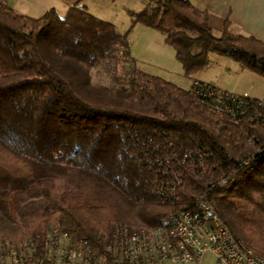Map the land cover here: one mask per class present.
<instances>
[{"label":"trees","instance_id":"16d2710c","mask_svg":"<svg viewBox=\"0 0 264 264\" xmlns=\"http://www.w3.org/2000/svg\"><path fill=\"white\" fill-rule=\"evenodd\" d=\"M143 1L132 24L160 33L184 76L213 53L264 80L263 44L227 21L214 37L188 0ZM98 67L110 85L92 82ZM198 86L212 87L182 90L135 70L125 36L84 9L31 19L0 2V243L44 256L48 236H65L108 258L116 228H154L204 195L264 259V97L217 110Z\"/></svg>","mask_w":264,"mask_h":264},{"label":"built area","instance_id":"2783aa9c","mask_svg":"<svg viewBox=\"0 0 264 264\" xmlns=\"http://www.w3.org/2000/svg\"><path fill=\"white\" fill-rule=\"evenodd\" d=\"M198 88L196 93L201 103L214 109L218 110L223 100L229 104L240 103L236 95H226L214 87ZM230 179L231 176L220 178L216 186L223 188ZM156 193L162 195V188ZM112 237L106 249L108 258L65 236H48L43 246L44 256L34 255L36 249L29 242L16 248L4 242L0 243L5 249L0 252V264H42L44 260L45 264H201L206 255L213 258V264H264L263 258L253 255L230 235L204 195L198 197L192 211L169 214L151 229L141 228L130 233L116 228ZM26 247L31 249V254L21 257L19 252ZM10 248L14 252L8 253ZM1 257L7 258V263Z\"/></svg>","mask_w":264,"mask_h":264},{"label":"rangeland","instance_id":"374dc122","mask_svg":"<svg viewBox=\"0 0 264 264\" xmlns=\"http://www.w3.org/2000/svg\"><path fill=\"white\" fill-rule=\"evenodd\" d=\"M0 2L8 6L17 15L31 19L38 18L49 9H53L59 17H63L66 8L70 6L84 9L93 17L111 24L118 34L125 36L129 57L140 72L160 78L183 90L190 87V80L183 75L180 65L174 59L173 50L163 42V36L153 29L140 24H132L133 14L140 13L150 6L143 0H1ZM208 61V66L194 73L193 78L223 87L235 82L234 91L236 92L245 90L250 79H253L256 84L254 83V87L249 93L250 96H254L258 100L263 98V79L240 66L237 68L236 65L238 64L229 58L219 57L211 53L208 55ZM90 75L93 83L106 86L111 83V78L101 67L91 70ZM226 91L228 90L226 89ZM9 250L8 253L14 252L11 248ZM3 251L5 249L0 245L1 254ZM8 253L6 256L9 255ZM30 254L31 249L29 247L19 252L21 257ZM10 259L8 258V261ZM4 260L7 263V258ZM201 264H213V258L206 255Z\"/></svg>","mask_w":264,"mask_h":264},{"label":"crops","instance_id":"0c3cea01","mask_svg":"<svg viewBox=\"0 0 264 264\" xmlns=\"http://www.w3.org/2000/svg\"><path fill=\"white\" fill-rule=\"evenodd\" d=\"M188 1L196 10L200 12H204L206 14L207 23L214 37H218L220 35L224 21H227L228 23L227 29L230 34L244 38H251L264 45V0H188ZM67 9L68 8H66L65 12L67 11ZM130 60L132 62L133 68L139 71L138 69L135 68L133 60L131 58ZM236 66L237 68H239L238 65ZM188 79L190 80V85H189L190 87L194 82H198L208 86H212L220 91H224L232 95L240 96V94L241 95L246 94L247 97L256 99L254 98V96L251 97L249 94L254 87L255 82L253 81V79H250V81L248 82L249 84L245 88V90L242 91L239 90L238 92L234 91V89L236 88L235 82H232L233 84H230L227 87H223V86L212 85L211 83L206 82L202 79L200 80L193 78L192 75L189 76ZM190 87L188 88L190 89ZM187 89L184 88V90ZM226 89L231 93L226 91Z\"/></svg>","mask_w":264,"mask_h":264}]
</instances>
